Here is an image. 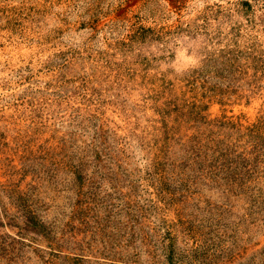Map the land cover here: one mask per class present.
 Wrapping results in <instances>:
<instances>
[{
    "label": "rangeland",
    "instance_id": "obj_1",
    "mask_svg": "<svg viewBox=\"0 0 264 264\" xmlns=\"http://www.w3.org/2000/svg\"><path fill=\"white\" fill-rule=\"evenodd\" d=\"M0 264H264V0H0Z\"/></svg>",
    "mask_w": 264,
    "mask_h": 264
}]
</instances>
